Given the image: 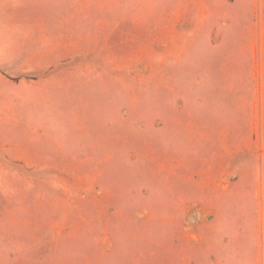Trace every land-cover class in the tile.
Returning <instances> with one entry per match:
<instances>
[{"label":"rangeland","instance_id":"rangeland-1","mask_svg":"<svg viewBox=\"0 0 264 264\" xmlns=\"http://www.w3.org/2000/svg\"><path fill=\"white\" fill-rule=\"evenodd\" d=\"M0 264H264V0H0Z\"/></svg>","mask_w":264,"mask_h":264}]
</instances>
